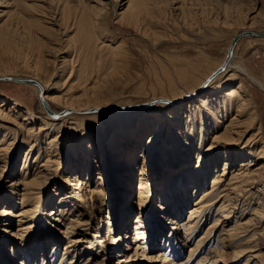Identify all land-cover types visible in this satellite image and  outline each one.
<instances>
[{
    "label": "bare ground",
    "instance_id": "6f19581e",
    "mask_svg": "<svg viewBox=\"0 0 264 264\" xmlns=\"http://www.w3.org/2000/svg\"><path fill=\"white\" fill-rule=\"evenodd\" d=\"M180 1L164 0L161 4L154 0L115 2V24L151 40L155 53H147L141 60L125 39L112 34L109 25L111 10L102 0L96 1V6L82 0L76 5L67 0L7 1L11 10L5 13L7 18L0 23V78L22 83L37 97L41 96L39 113L26 109L21 103H13L11 98L0 106V171L10 165V156L19 146V136L22 137L21 147L29 146L21 173L23 180H29L24 185V193L20 196L17 189L8 192L10 199L20 196L21 207L19 214L15 215L19 220L21 242L15 239L7 242L11 255L8 264L15 262L17 256L21 258L20 264H78L86 252V248L82 250L83 240H71L67 236L66 253L60 254L58 246L64 233L56 229L53 232L46 230L38 220V208L44 195L39 191L43 187L39 180L47 178L48 173L59 171L64 150H68L71 157H77L78 143L90 139L88 135L95 136L89 141L100 151H105L106 145L117 136L131 140L130 133L136 134L142 128L140 125L136 128L139 118L143 125L146 124L144 130L157 124L158 131L148 136L144 148L145 166L141 169L138 196L141 209L132 233L133 243L139 248L134 257L143 258L138 262L144 264L145 259L160 260L163 264L170 262L163 253L156 258L148 257L145 250L138 252L149 243L148 235L155 233L150 212L157 189L156 207L163 216L159 218L156 236L174 224L176 232L167 231L171 238L166 240L167 245L172 240L177 241L183 230L184 245L196 238L188 258L180 264H189L198 255L202 256L196 264H220L222 260L218 257L225 246L234 250L230 264L263 263L264 250L259 241L264 240V203L259 202V206L254 207L253 200L264 189V119L238 75H243L263 91L264 82L240 61L234 60L236 45L241 38L226 62L225 57L215 59L204 52L188 57L156 50L157 44L173 38L175 19L171 18L169 8L178 11V15L184 14L185 7ZM226 8L220 12V20L216 16L211 24H207L209 28H223V24L228 23L224 21ZM248 13L250 15L246 14L238 23L241 29L234 30L231 42L240 31H264V15L256 10ZM251 13L255 15L251 17ZM180 20L183 25L194 29L188 20ZM155 28L160 30L157 35H153ZM255 38L264 40V36ZM135 96L147 97L143 107H130ZM153 112L164 113L163 117H170L168 112L175 115H172L168 127L162 120L157 122V117H152ZM107 129H110L111 137ZM167 131V142L163 148H157ZM158 152L163 156L162 161L156 155ZM187 154L189 157L193 155V166L173 172L161 187L156 188L157 183L150 184L151 179L144 178L148 168L154 171L160 165L170 167L184 163ZM94 163L103 174L110 175V161L102 163L95 157L88 159L89 179L90 167ZM101 180L104 181L105 177ZM75 181L72 185L77 192V201L83 205L86 198L91 200L97 213L102 214L108 195L106 189L98 185L99 188H94L96 186L93 187L90 180L86 182L79 177ZM83 188L87 190V196ZM53 195L56 196L57 192ZM188 205L191 208L184 221L183 213ZM57 208L59 218L53 219L57 225H62L68 215L74 214H69L70 209L61 201ZM129 209L130 205L124 211L123 220ZM78 213L86 216L82 210ZM53 214L56 212L44 215ZM7 216L11 217L12 213L0 212V217ZM256 217L258 222H255ZM112 231L113 223H109L106 239L111 246H119L132 238L129 230L123 235H113ZM127 242L126 251L131 248ZM212 243L214 250L210 248ZM85 260L84 264H89L91 257ZM135 261L129 254L124 263L135 264Z\"/></svg>",
    "mask_w": 264,
    "mask_h": 264
},
{
    "label": "rangeland",
    "instance_id": "374dc122",
    "mask_svg": "<svg viewBox=\"0 0 264 264\" xmlns=\"http://www.w3.org/2000/svg\"><path fill=\"white\" fill-rule=\"evenodd\" d=\"M5 1L7 2L8 0H2L3 3L0 4V23L6 20L7 16L5 13L11 10V7H9L8 2L5 3ZM67 1L71 5H76L80 0ZM96 1L98 0H82V2L91 6H96ZM102 1L103 3H108V8L111 10L109 16V25L112 34L116 38L125 39L131 50L136 56H138L140 60L143 58L142 56L147 55V53L149 55L153 52L155 53L154 49L152 48L153 45L151 44V40H148L149 38H144L129 28L121 27L119 24H115L114 4L117 0ZM155 1L159 2L160 0H154V2ZM162 1L164 0H161L160 2L162 3ZM160 2L159 4H161ZM181 2L185 7L184 14L178 15V11L169 8V10H171V18L173 20L175 19L173 21L175 26L174 29H172V40L160 43V45L157 44V46L154 47L156 49L159 46L156 50L159 49L163 52H176L184 54L188 57H196L200 53L204 52L215 59H223L225 57L226 50L228 49L231 43V37L233 36L234 30L241 29V27L238 26V23L244 20V16L246 14L250 15L248 11L254 12L256 10L257 13L261 12L264 15V0H181L180 3ZM172 6L176 7L177 4H173ZM223 7L229 8H226L228 11H226V15L224 18V21L228 23L223 24L224 29L217 27H214V29H212V27L209 28V23L213 19H215L216 16L219 17L218 19L220 20L219 14L223 10ZM188 8L192 12H190ZM215 11L216 14L214 13ZM205 13H208L209 16ZM204 14L206 17H203ZM187 15L188 17H186ZM254 15L255 14L251 13V17H253ZM182 18L185 19V21L188 20V22H191L192 27H194V29H190L186 25H183L180 20ZM208 18L210 19L209 21H207ZM259 24L261 26L263 25L262 23ZM231 25H234L235 27H232ZM208 28L211 29L210 32ZM188 29L191 31H189ZM153 30L156 32L153 35L159 34V29L155 28ZM217 30L219 31L217 32ZM199 32L201 33V35ZM197 34H199L200 36ZM179 35L181 36V38ZM235 51L236 56H234V60L238 62L240 61L246 66V68L250 72H252L256 77H258L264 82V40L261 41L257 40L255 37L244 36L238 41ZM142 63L143 65H145L144 61ZM238 77L243 79V82L245 83L250 94L255 99L257 106L259 107V112L264 119V91L256 85L250 83L247 79L243 77V75L239 74ZM9 98L14 100L13 103H21L28 110L34 111L35 113L40 112V99L34 94L32 90L25 87V85L22 83L0 81V106L6 103L7 99ZM146 100L147 97L135 96L134 98H132L133 105H131L130 107L132 108L145 104ZM153 114L154 115H152V117H157V122H160L162 120L166 123V126L168 127L171 124L172 117L175 115V113L173 112H168L170 117H163V115H165L164 113L161 115L153 112ZM142 121L143 120L140 118L136 120V128H139V125L142 128L139 130V132L137 131L136 134L132 132L130 133L131 140L127 139L125 136H117L115 137V139L112 138L111 140L110 138L106 137L108 140H110V142L108 143V145H106V147L104 146L105 151H100L97 146L92 147L89 140L91 138L94 140L95 136L88 135L87 137L90 139H85L84 141H80L78 143L79 154L77 155V157H71L69 155V151L64 150V159L61 160L63 164L62 166H60L59 171H56L55 174L48 173V175L46 176L47 178L39 180V183L42 182L41 184L43 185V187L39 189V191L44 192V195H42L41 203L38 208V220L43 223L42 226H44L46 230L53 232L54 229H56L57 231H60V233H64L62 234V240L59 242L58 246L60 254L66 253V244L68 240L65 238L67 236L69 239L71 238V240L77 238L83 240L82 250L86 248V252H84L82 258L79 259L78 264L86 263L85 259L87 257H91V262L89 264H125L124 262L126 261V256L129 254L131 257H133V260H136L135 264H142L141 262H138V260L143 259L141 256L134 257L135 252L139 248L136 246V244L133 243L134 239L132 233L134 231L133 229L141 209L138 196L141 179V169H143L145 166V159L143 158L144 148L148 144V136H150L153 132L155 133V131H158L156 129L157 124H154L152 129H150L152 130L151 132L150 130H144L146 124L143 125V123H141ZM180 123H182V121H180ZM107 132L108 136L111 137L110 129H107ZM1 136H3V133H1ZM137 136L140 137L137 138ZM167 139L168 131L164 133V137L161 139L162 143L158 145L157 148H163L164 144L167 142ZM21 140L22 137L19 136V146L16 147V150H14L12 155L10 156V165L5 168L4 171H0V212L9 211L12 213L11 217H0V264L11 263L9 247H7L6 245L7 242H11V240L13 239L21 242L19 239L20 227L17 226V221L19 220L15 219V215L19 214V212L21 211L20 196H22L24 193L23 190L25 188V183L29 181L27 179L26 181L21 178L22 169L24 167L25 154L26 151L29 150V146L24 145L23 147H21ZM169 142L170 141H168V143ZM68 149H72V147L68 146ZM160 152H158L156 155L162 161L163 156H160ZM92 156L93 158L98 157V159L101 160L102 163H107L108 161H110L108 169V173H110V175L103 174L101 172L102 170H99L97 164L94 163L90 167L91 176L89 179V165L87 163L88 159H93ZM191 156L193 157V155ZM184 157H188L186 162L184 163L180 162L170 167H168L167 165H160V167L154 169V171H151L150 168H148L147 171H145V174L147 173V175H145L144 178H150V184L157 183L156 188L161 187L163 183L168 180V178L172 175L173 172L180 170L184 167L187 168L188 165L190 166V168L193 166L194 159L192 157H189L188 154ZM57 159L59 160V158ZM187 161L189 164L187 163ZM130 167L132 168L129 170ZM221 169L222 168H220L219 170ZM167 170L168 172H166ZM78 177L86 182L90 180V182H92L90 184H92L93 187L96 186L94 188L101 187L106 189L108 195L105 205L102 208V214L97 213L96 206L93 205L91 200L88 201L86 198L83 205L79 201H77V192L73 189L72 184H75V179ZM101 177L103 179L105 177L106 182H104L105 180H101ZM97 185L99 187H97ZM15 189H17V192H20V196L18 197V199H10L8 192H11V190ZM83 190L86 192L85 196H87V190L84 188ZM262 190V192L259 191L260 193H258L257 198L254 199L255 201L253 200L254 207L259 206V202L264 203V189L262 188ZM53 192H57V195L54 196ZM158 198L159 194L158 190L156 189L154 196L151 200L150 212L151 216L154 218L152 219L155 222H153L154 225L152 224V228L155 229V233H151L148 235L149 243L144 246V248L141 247L142 249H140V251L138 252L141 253L142 250H145V254L148 257L156 258L158 257L159 253H163L165 258L170 260V262L166 264H172V262H176V264L183 263L188 258L190 248L195 244L196 238H194L193 241L188 242L184 245L183 230L181 235L178 236L177 241L172 240L170 241L169 245H167L166 240L171 239L170 234L169 232L167 233V231L171 230L172 233L176 232L173 228L176 227L174 226V224L168 225L167 228L165 227L166 231L164 230L162 234L159 233V235L156 236L159 218L163 216L156 207L158 203ZM60 201L67 205V208L70 209L71 212H69V214H74L68 215L66 219H64V223L62 225H57L58 223H56L53 219L59 218V214L57 213V206ZM29 203L31 204L32 202L30 201ZM129 205L131 206V209L127 211L129 214L123 220L124 211L126 212L127 207L129 208ZM190 208V205H188L187 208L185 207V213H183L182 220H187L189 215L188 211ZM79 210H82L86 214V216L80 215L78 213ZM52 211L54 213L56 212V215L53 214V216H45L47 213H53ZM255 222H258L257 217L255 219ZM109 223H113V228L115 231L111 232L113 235H123L131 231L129 233V236L131 235L132 238L127 239V243H129L131 248L126 251L125 243L127 240H125V243L121 242L119 246L117 245L118 247L111 246L108 243L106 239V234L107 229L109 228ZM259 243L262 247V250H264V240L260 239ZM210 248L212 250L215 249L214 243L210 244ZM45 251L48 250L46 249ZM201 256L202 255H198V258H194L189 264H196L197 261H199V259L201 258ZM233 256V248L225 246L222 252L219 254L218 259L222 260L220 264H230L234 259ZM15 260L16 261H13L12 264H20V257L17 256ZM143 261L145 262L144 264H163V262H161L160 260L154 261L145 259ZM262 264H264V261Z\"/></svg>",
    "mask_w": 264,
    "mask_h": 264
},
{
    "label": "water",
    "instance_id": "95a60500",
    "mask_svg": "<svg viewBox=\"0 0 264 264\" xmlns=\"http://www.w3.org/2000/svg\"><path fill=\"white\" fill-rule=\"evenodd\" d=\"M244 36H250V37H260V36H264V31L263 32H254V31H251V30H243V31H240L235 37L234 39L232 40V42L230 43L229 45V48L226 52V56H225V62L230 58L231 56V53H232V50L236 44V42L244 37ZM1 80H4V81H7L9 80L8 78H0ZM17 81H20V82H32L31 80H17ZM39 98H41V96L39 95ZM144 105H139L138 107L136 108H140V107H143ZM114 109V108H113ZM109 110V109H107ZM112 110V109H110Z\"/></svg>",
    "mask_w": 264,
    "mask_h": 264
}]
</instances>
